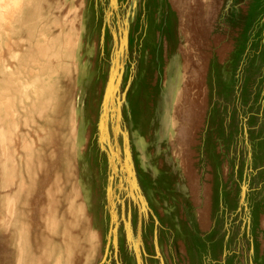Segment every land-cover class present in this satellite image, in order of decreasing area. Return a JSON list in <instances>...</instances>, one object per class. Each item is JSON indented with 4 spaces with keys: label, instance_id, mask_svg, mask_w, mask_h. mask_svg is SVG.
Returning a JSON list of instances; mask_svg holds the SVG:
<instances>
[{
    "label": "rangeland",
    "instance_id": "374dc122",
    "mask_svg": "<svg viewBox=\"0 0 264 264\" xmlns=\"http://www.w3.org/2000/svg\"><path fill=\"white\" fill-rule=\"evenodd\" d=\"M0 264H264V0H0Z\"/></svg>",
    "mask_w": 264,
    "mask_h": 264
}]
</instances>
